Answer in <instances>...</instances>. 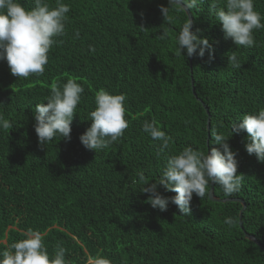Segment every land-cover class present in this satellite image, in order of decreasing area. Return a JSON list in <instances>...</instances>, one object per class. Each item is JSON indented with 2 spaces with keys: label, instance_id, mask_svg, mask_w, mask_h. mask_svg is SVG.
I'll return each mask as SVG.
<instances>
[{
  "label": "trees",
  "instance_id": "1",
  "mask_svg": "<svg viewBox=\"0 0 264 264\" xmlns=\"http://www.w3.org/2000/svg\"><path fill=\"white\" fill-rule=\"evenodd\" d=\"M62 2L70 5L65 33L50 49L43 75L17 78L0 60V114L13 126L0 130V251L32 229L44 234L50 257L58 247L66 249L67 264H264V250L245 237L252 235L264 249V162L247 153L246 131L233 132L227 141L237 153L238 174H244L241 191L225 196L219 184L208 188L217 198L244 201L242 226L240 202L213 201L209 194L202 199L193 194L189 216L172 203L166 211L152 208L136 175L142 170L152 183L167 156L185 146L221 148L212 131L228 136L245 114L264 110V29L254 30L255 46L238 47L209 15L211 0H204L189 10L191 31L199 29L209 40L212 57L207 50L203 58L188 57L186 50L177 55L188 16L173 5L165 22L161 8L169 0ZM22 3L35 6L34 0ZM254 4L264 14V0ZM162 29L168 30L166 40L159 39ZM233 52L239 69L228 63ZM69 79L85 89L71 139L57 137L42 146L35 106L46 102L52 84L62 87ZM101 89L126 94L129 124L117 141L95 151L79 137L92 123L89 114ZM153 119L171 137L163 152L161 142L143 131L144 122ZM158 191L176 195L162 186ZM226 217L237 226L225 225Z\"/></svg>",
  "mask_w": 264,
  "mask_h": 264
},
{
  "label": "clouds",
  "instance_id": "2",
  "mask_svg": "<svg viewBox=\"0 0 264 264\" xmlns=\"http://www.w3.org/2000/svg\"><path fill=\"white\" fill-rule=\"evenodd\" d=\"M203 3L204 0H169V6L162 7L161 11L165 22H170V6H178L177 10H190ZM34 5L26 8L22 0H0V60L7 61L11 74L17 78L43 75L50 49L58 42L57 38L65 33L70 5L62 0H56L54 7L46 0H34ZM211 5L209 15L221 22L225 38H231L238 47L255 46L254 30L264 29V14L255 9L254 0H211ZM191 25L192 21L188 18L180 28L177 55H184L186 50L188 57L198 55L203 58L207 50L211 58L213 49L209 40L198 34L199 29L191 31ZM76 35L78 37L79 33ZM168 35V30L162 29L159 39L166 40ZM228 63L234 69L241 68L235 52L228 56ZM84 91L83 85L73 79L67 80L62 87L58 83L52 84L46 102L35 106L34 127L40 145L44 146L57 137L71 139L72 120ZM125 101L124 93L113 94L103 89L97 91L95 108L89 114L92 123L79 137L86 149L104 150L123 136L129 124L125 118ZM12 127L10 121L0 114V130L9 132ZM241 130L249 136L250 142L245 145L247 153L254 154L258 161L264 162V110H260L245 114L239 124L233 123L228 136L211 132L213 143L221 145L222 151L217 147L205 152L185 146L178 154L167 156L162 174L152 183L142 170H137L136 175L142 185L140 190L149 194L147 202L160 211H166L169 203H172L178 207L180 215L189 216L193 194L204 198L209 194L210 182L219 184L225 196L239 193L244 174H238L237 153L231 150L227 141L233 132ZM143 131L153 140L161 142V152L169 149L171 137L158 126L156 120H146ZM158 186L176 195H163L158 191ZM224 224L234 228L237 220L226 217ZM23 235L25 238L0 251V264H67L66 249L63 247H58L50 257L41 232L29 229Z\"/></svg>",
  "mask_w": 264,
  "mask_h": 264
},
{
  "label": "water",
  "instance_id": "3",
  "mask_svg": "<svg viewBox=\"0 0 264 264\" xmlns=\"http://www.w3.org/2000/svg\"><path fill=\"white\" fill-rule=\"evenodd\" d=\"M185 12H186V14H187V16H188V18L192 21V16H191V13H190V11L189 10H185ZM191 29H192V25H191ZM190 29V30H191ZM191 84H192V91H193V94H195V92H194V90H193V80H191ZM201 101V100H200ZM201 104L203 105V107H204V109H205V111L207 112V108H206V106L203 104V102H201ZM207 115H208V117H207V130H209V114H208V112H207ZM207 136H209V133L207 132ZM207 142H208V140H207ZM209 198L211 199V200H213V201H236V202H240L241 204H242V206H241V209H240V211H239V226H242L241 225V216H242V212H243V210H244V208H245V203H244V201L241 199V198H217L216 196H214L213 195V192H212V186L210 187V189H209ZM245 237L247 238V239H249V240H251L252 242H254L255 244H257L260 248H262V250H264L263 249V246L256 240V238L255 237H253L252 235H250V234H247V233H245Z\"/></svg>",
  "mask_w": 264,
  "mask_h": 264
}]
</instances>
